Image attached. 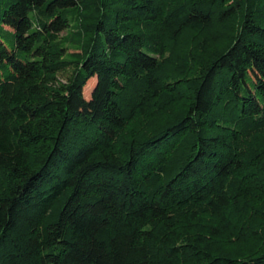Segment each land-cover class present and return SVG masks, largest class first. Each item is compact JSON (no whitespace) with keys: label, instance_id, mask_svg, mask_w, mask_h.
<instances>
[{"label":"trees","instance_id":"1","mask_svg":"<svg viewBox=\"0 0 264 264\" xmlns=\"http://www.w3.org/2000/svg\"><path fill=\"white\" fill-rule=\"evenodd\" d=\"M0 264H264V0H0Z\"/></svg>","mask_w":264,"mask_h":264},{"label":"rangeland","instance_id":"2","mask_svg":"<svg viewBox=\"0 0 264 264\" xmlns=\"http://www.w3.org/2000/svg\"><path fill=\"white\" fill-rule=\"evenodd\" d=\"M88 88H90V86L87 87V90L86 92L88 91ZM88 93V92H87ZM176 103L178 102H175L173 103L172 105H176ZM258 220V219H257ZM202 222L204 221H211V216L209 214H206L205 216H203V218L201 219ZM255 226H259L261 224V221H259V223L255 224L253 223ZM241 245H242V242L241 241H235V242H231V243H228L226 242V240L224 238H216L212 241V249L213 251L217 252V253H220V252H225L227 250L229 251H232V252H242L244 249H246V247L243 249V250H240L241 248ZM246 246L248 248H255V244L254 243H251L250 241L248 243H246ZM250 248V249H251ZM244 252V251H243Z\"/></svg>","mask_w":264,"mask_h":264}]
</instances>
